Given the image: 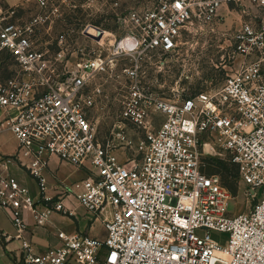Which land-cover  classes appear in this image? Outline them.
I'll use <instances>...</instances> for the list:
<instances>
[{
	"label": "built area",
	"instance_id": "built-area-1",
	"mask_svg": "<svg viewBox=\"0 0 264 264\" xmlns=\"http://www.w3.org/2000/svg\"><path fill=\"white\" fill-rule=\"evenodd\" d=\"M74 2L0 6V57L11 61L0 76V133L9 129L18 141L15 156H1L0 164L17 162L39 187L35 195L0 170V210L10 213L21 236L27 227L23 209L43 225L53 211L75 215L65 203L72 199L106 233L60 232L62 244L43 253L27 245L25 262L264 264V0H156L122 17L124 34L109 38L106 53L70 56L63 41L57 52L43 48L40 32L61 16L63 4ZM232 4L249 17L235 35L237 50L249 60L219 89L168 99L142 84L147 57L181 51L185 37ZM93 38L102 44L107 39L104 32ZM120 60L127 62L121 71L130 82L106 144L95 118L104 91L99 77ZM156 116L163 117L158 126ZM129 129L141 143L136 156L122 159L115 149L126 148ZM216 147L238 165L249 195L259 196L250 211L231 212V191L219 174L205 172L202 158ZM54 157L83 175L51 182L47 170Z\"/></svg>",
	"mask_w": 264,
	"mask_h": 264
},
{
	"label": "rangeland",
	"instance_id": "rangeland-1",
	"mask_svg": "<svg viewBox=\"0 0 264 264\" xmlns=\"http://www.w3.org/2000/svg\"><path fill=\"white\" fill-rule=\"evenodd\" d=\"M155 2L156 0H76L68 5L63 4L61 16L40 32V45L52 52H57L61 49L60 43L63 41L62 45L70 56L72 51H80V56L89 55L92 50L95 51L93 52L95 55L106 53L109 38H118L124 34L125 26L122 17L133 8H147ZM245 3L253 12L257 10L254 4L248 1ZM3 5L5 4L0 3V6ZM25 13L26 10H23L21 15ZM246 20H249V17L242 12L239 5L232 4L228 8H223L216 21L204 28L196 29L192 35L185 37V45L181 51L158 53L147 57L143 65L145 74L142 77V84L154 91L156 95L168 99L186 98L202 91L219 89L228 75L235 71L242 62L249 60V57H245L237 50L235 37ZM256 20L258 22L260 17ZM90 25L96 26L98 33L88 32ZM103 31L107 38L104 44L93 38L99 37ZM3 59V56L0 57L1 77L8 73L11 64L10 60ZM125 63L127 62L120 60L119 64L109 73H104L99 77L104 91L99 98L95 118L99 134L106 144L111 138L112 131L117 127L119 114L127 97V84L130 80L122 75L121 71ZM162 120V116H156L155 126H158ZM128 132L130 141L126 143V148L120 145L115 149L122 159L136 156L141 143L136 132L130 129ZM115 143L118 144V141ZM202 160L205 164V172L219 174L223 184L231 191L230 211L233 213L250 211L259 196L253 198L249 195L248 187L242 182L240 173H238L239 167L232 162L230 155L216 147L208 155L203 156ZM223 161L229 164L226 165ZM75 177L72 175L71 180ZM258 192L262 195L261 189ZM84 211L83 207L78 206L76 218L66 217L72 218L75 222L80 221L81 224V221L86 218L83 216ZM93 224L94 228L89 233L104 237L106 231L102 223L89 220V226ZM216 235L217 238H221L220 233Z\"/></svg>",
	"mask_w": 264,
	"mask_h": 264
},
{
	"label": "crops",
	"instance_id": "crops-1",
	"mask_svg": "<svg viewBox=\"0 0 264 264\" xmlns=\"http://www.w3.org/2000/svg\"><path fill=\"white\" fill-rule=\"evenodd\" d=\"M22 2L23 0H0V3L5 5H14ZM17 148L18 141L15 134L9 129L2 131L0 133V157L15 156ZM0 170L6 174L16 176L35 195L38 194L39 187L37 180L24 171L17 162H11L8 168L0 164ZM72 175L76 176L75 179H78L83 174L71 164L61 162L56 157L51 159L47 170V176L51 182H59L60 180L71 182L73 181L71 180ZM51 193H54V191H51ZM65 203L75 209V215H66L64 213L63 215L61 212L53 211L43 225L37 222L31 211L23 209L22 214L27 222V227L21 236H19V231L12 222L10 213L0 210V264H27L24 259V252L29 248L26 247L27 245L34 252L43 253L51 247L62 244V240L59 237L60 232H65L68 235L77 232H91L94 224L91 227L89 226V220H91L90 213L78 201L66 199ZM78 206L85 209L83 216L86 218L81 221V224L80 221L75 222L72 218L66 217L72 216L76 218ZM38 207L44 210L46 205L39 203ZM63 218H67V220L62 221Z\"/></svg>",
	"mask_w": 264,
	"mask_h": 264
},
{
	"label": "bare ground",
	"instance_id": "bare-ground-1",
	"mask_svg": "<svg viewBox=\"0 0 264 264\" xmlns=\"http://www.w3.org/2000/svg\"><path fill=\"white\" fill-rule=\"evenodd\" d=\"M88 32H90V33H98V28L96 26L90 25L89 28H88ZM102 34L99 37H97V38H100L102 36Z\"/></svg>",
	"mask_w": 264,
	"mask_h": 264
},
{
	"label": "trees",
	"instance_id": "trees-1",
	"mask_svg": "<svg viewBox=\"0 0 264 264\" xmlns=\"http://www.w3.org/2000/svg\"><path fill=\"white\" fill-rule=\"evenodd\" d=\"M226 165H228L229 163H227V162H225V161H223ZM238 173H239V169H238Z\"/></svg>",
	"mask_w": 264,
	"mask_h": 264
}]
</instances>
